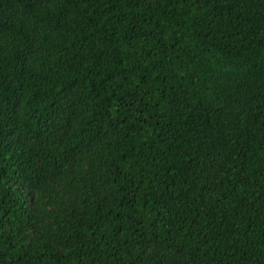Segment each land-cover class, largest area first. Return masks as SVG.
I'll return each mask as SVG.
<instances>
[{
	"label": "trees",
	"instance_id": "trees-1",
	"mask_svg": "<svg viewBox=\"0 0 264 264\" xmlns=\"http://www.w3.org/2000/svg\"><path fill=\"white\" fill-rule=\"evenodd\" d=\"M0 264H264V0H0Z\"/></svg>",
	"mask_w": 264,
	"mask_h": 264
}]
</instances>
